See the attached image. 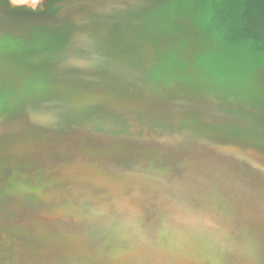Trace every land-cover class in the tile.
Wrapping results in <instances>:
<instances>
[{
    "label": "rangeland",
    "instance_id": "rangeland-1",
    "mask_svg": "<svg viewBox=\"0 0 264 264\" xmlns=\"http://www.w3.org/2000/svg\"><path fill=\"white\" fill-rule=\"evenodd\" d=\"M212 2L0 0V264H264V45Z\"/></svg>",
    "mask_w": 264,
    "mask_h": 264
},
{
    "label": "water",
    "instance_id": "water-1",
    "mask_svg": "<svg viewBox=\"0 0 264 264\" xmlns=\"http://www.w3.org/2000/svg\"><path fill=\"white\" fill-rule=\"evenodd\" d=\"M213 7L214 3L211 0L208 12ZM224 7L220 24H226L225 28L220 24L209 22V18L207 22L219 27L222 33L233 41L243 42L246 45H252L253 42L264 45V0H225ZM255 50L264 53L263 47ZM17 86L16 78L5 66L0 65V102L8 100Z\"/></svg>",
    "mask_w": 264,
    "mask_h": 264
},
{
    "label": "bare ground",
    "instance_id": "bare-ground-1",
    "mask_svg": "<svg viewBox=\"0 0 264 264\" xmlns=\"http://www.w3.org/2000/svg\"><path fill=\"white\" fill-rule=\"evenodd\" d=\"M181 10H182V8L178 7L177 10H176V12H180L181 13Z\"/></svg>",
    "mask_w": 264,
    "mask_h": 264
}]
</instances>
